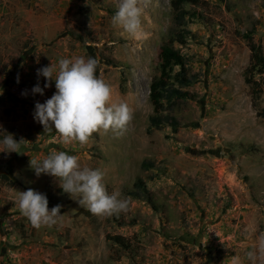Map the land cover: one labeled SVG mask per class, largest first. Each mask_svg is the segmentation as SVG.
<instances>
[{"label":"rangeland","instance_id":"374dc122","mask_svg":"<svg viewBox=\"0 0 264 264\" xmlns=\"http://www.w3.org/2000/svg\"><path fill=\"white\" fill-rule=\"evenodd\" d=\"M141 7L147 37L136 41L112 23L118 0H0V128L24 140L20 154L0 152V264H231L264 232V92L252 108L243 79L250 57L243 35L264 53V0L183 6L190 36L174 48L198 81L181 88L190 99L163 111L177 120L176 131L149 127V85L178 27L170 0H141ZM73 56L98 58L111 102L132 110L122 135L99 131L85 145L64 144L34 121V104L55 92L50 82L43 96L31 93L45 82L37 69ZM52 149L100 169L106 191L126 199L127 210L93 215L58 178L37 177L31 161ZM28 188L45 194L49 209L61 205L54 226L35 229L20 214L18 191Z\"/></svg>","mask_w":264,"mask_h":264},{"label":"clouds","instance_id":"9594fccd","mask_svg":"<svg viewBox=\"0 0 264 264\" xmlns=\"http://www.w3.org/2000/svg\"><path fill=\"white\" fill-rule=\"evenodd\" d=\"M142 15L141 0H118V8L111 20L128 37L140 41L147 37ZM98 64V58L73 56L62 57L55 65L50 63L37 69V76L43 77L45 82L43 88L37 82L31 93L43 96L50 82H54L55 92L43 103L34 104L33 119L43 131H54L64 144L85 145L93 133L99 131L122 135L133 119L127 103L111 102L110 85L96 75ZM26 94L21 93L22 96ZM23 142L0 128V152L20 154ZM78 161L76 155L52 149L42 160H32L30 167L37 177L45 174L58 178L61 191L87 207L93 215L112 216L126 211L127 200L119 198L118 192L110 194L106 191L104 173L98 168L82 167ZM17 207L35 229L54 226L61 215V205L49 209L46 195L32 188L18 191ZM231 264H264V232L256 236L253 247L233 255Z\"/></svg>","mask_w":264,"mask_h":264},{"label":"trees","instance_id":"16d2710c","mask_svg":"<svg viewBox=\"0 0 264 264\" xmlns=\"http://www.w3.org/2000/svg\"><path fill=\"white\" fill-rule=\"evenodd\" d=\"M198 2L199 0H170V8L173 13L174 23L178 27V30L172 33L161 46L160 75L152 78L149 85V101L153 105V113L149 116L150 128H160L166 125L170 127L172 131H176L179 128L177 120L172 116H164L163 111L172 109L177 101L188 100L192 97L189 92L181 88L196 83L198 81V76L191 73L189 58L175 49L174 44L181 47L187 44L190 31L185 28V23L189 16L183 9V6L186 4L195 6ZM72 34L80 40H83L78 33L72 31ZM243 37L247 41V48L250 53L249 64L244 71L243 79L244 83L248 85L250 89L251 106L257 109V102L264 92V77L259 81H254V77L255 75H264V53L260 44L252 40L251 33H245ZM86 50L89 53L91 47L87 46ZM175 67L178 70L171 74L170 72ZM122 86L123 79L120 81V90ZM143 165H145V163H143ZM135 187L143 194L146 200H150L149 194L140 180L135 183Z\"/></svg>","mask_w":264,"mask_h":264}]
</instances>
